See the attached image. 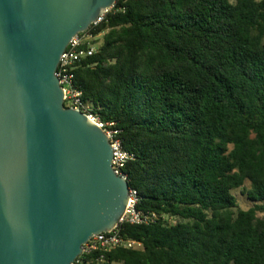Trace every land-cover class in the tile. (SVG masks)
<instances>
[{
  "label": "trees",
  "instance_id": "16d2710c",
  "mask_svg": "<svg viewBox=\"0 0 264 264\" xmlns=\"http://www.w3.org/2000/svg\"><path fill=\"white\" fill-rule=\"evenodd\" d=\"M89 32L73 83L147 220L74 264H264V0H118Z\"/></svg>",
  "mask_w": 264,
  "mask_h": 264
},
{
  "label": "water",
  "instance_id": "95a60500",
  "mask_svg": "<svg viewBox=\"0 0 264 264\" xmlns=\"http://www.w3.org/2000/svg\"><path fill=\"white\" fill-rule=\"evenodd\" d=\"M116 0H0V264H74L123 217L108 136L64 107L67 45Z\"/></svg>",
  "mask_w": 264,
  "mask_h": 264
},
{
  "label": "built area",
  "instance_id": "2783aa9c",
  "mask_svg": "<svg viewBox=\"0 0 264 264\" xmlns=\"http://www.w3.org/2000/svg\"><path fill=\"white\" fill-rule=\"evenodd\" d=\"M117 1L118 0H116V2ZM115 4L110 9H108L93 25L101 22L104 15L108 11L112 10ZM96 38L97 36H93L89 30L79 33L73 37L60 57L56 76L63 89L64 107L77 109L83 112L99 128L104 130L109 138L113 150V158L111 162L112 167L116 174L122 175L126 178L122 171L126 163L132 158V155L123 149L122 142L118 137L119 130L115 128V125L112 122H102L83 104L81 100V92L76 89L73 83V72L79 63L83 59L88 58L96 53ZM128 194V204L123 217L119 221V224L123 222L129 224H140L146 222L147 217L136 209V204L138 202L137 192L133 189H129ZM118 225L111 232L92 236L83 246V253H91L93 251L109 252L117 248H140V243L120 236Z\"/></svg>",
  "mask_w": 264,
  "mask_h": 264
},
{
  "label": "rangeland",
  "instance_id": "374dc122",
  "mask_svg": "<svg viewBox=\"0 0 264 264\" xmlns=\"http://www.w3.org/2000/svg\"><path fill=\"white\" fill-rule=\"evenodd\" d=\"M235 0H230V2H234ZM102 36L103 34H99L95 40V42H97V44L99 45V43L101 42V39H102ZM236 200H237V205H238V208L239 209H242V210H246L248 208H250L252 206L251 202H249L246 197L244 195L241 194V191L240 189L238 190H235L233 192ZM174 220V219H173Z\"/></svg>",
  "mask_w": 264,
  "mask_h": 264
}]
</instances>
